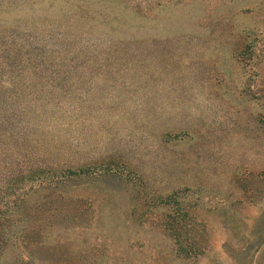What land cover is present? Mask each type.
Here are the masks:
<instances>
[{
    "label": "rangeland",
    "instance_id": "rangeland-1",
    "mask_svg": "<svg viewBox=\"0 0 264 264\" xmlns=\"http://www.w3.org/2000/svg\"><path fill=\"white\" fill-rule=\"evenodd\" d=\"M0 264H264V0H0Z\"/></svg>",
    "mask_w": 264,
    "mask_h": 264
},
{
    "label": "trees",
    "instance_id": "trees-1",
    "mask_svg": "<svg viewBox=\"0 0 264 264\" xmlns=\"http://www.w3.org/2000/svg\"><path fill=\"white\" fill-rule=\"evenodd\" d=\"M50 170V169H48ZM48 170L46 171L45 169H40V170H36L33 172L32 178H30L27 181H23L20 182L22 184V187L20 188V186H18V189H16L17 191L25 192L27 186L29 187H37L40 188L42 186H44L47 182V180L49 179V177H53V179L56 181L55 183H57L60 179V181H62L63 179L60 177H55V176H51L50 173L48 172ZM48 172V173H47ZM50 172H54V171H50ZM68 172V174L64 173V177H68L71 179H77V172L76 171H66ZM31 182V183H30ZM29 193H34L33 191H30Z\"/></svg>",
    "mask_w": 264,
    "mask_h": 264
}]
</instances>
